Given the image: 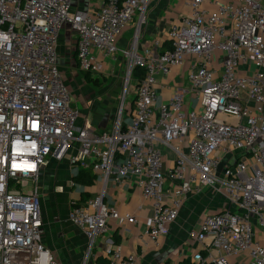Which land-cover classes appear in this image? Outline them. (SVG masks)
Masks as SVG:
<instances>
[{
	"label": "built area",
	"instance_id": "2783aa9c",
	"mask_svg": "<svg viewBox=\"0 0 264 264\" xmlns=\"http://www.w3.org/2000/svg\"><path fill=\"white\" fill-rule=\"evenodd\" d=\"M152 1L103 0L89 10L73 0H0V264H61L44 243L41 179L51 160L66 156L101 185L66 218L84 234L86 261L99 249L106 264H135L120 246L101 243L111 220L137 223L140 203L124 214L104 203L109 181L132 177L153 210L143 231L152 243L169 234L188 197L208 190L227 203L190 229L198 249L186 261L233 264L244 256L264 264V5L232 0L209 9L190 0L164 40L141 44ZM132 22L131 42L120 49ZM64 32L91 78L102 70L93 50L122 58L125 94L133 71L144 70L128 119L122 99L109 131L78 125L81 111L59 70ZM173 73L187 87L162 101L158 76Z\"/></svg>",
	"mask_w": 264,
	"mask_h": 264
},
{
	"label": "crops",
	"instance_id": "0c3cea01",
	"mask_svg": "<svg viewBox=\"0 0 264 264\" xmlns=\"http://www.w3.org/2000/svg\"><path fill=\"white\" fill-rule=\"evenodd\" d=\"M102 1L103 0H73V5L79 9L95 10L101 5ZM189 1L190 0L152 1L145 11L144 24L141 26L139 42L142 44L143 42L153 41L156 38L164 40L170 24L178 21L182 16L189 13ZM230 1L232 0H205V6L209 9H214V3L223 5ZM134 29L135 23L132 22L118 41V47L120 49H125L129 46ZM67 36H70L69 32H64L59 41V46L60 42ZM73 42L75 41L73 40ZM93 54L97 57V61L101 65V76L110 74L114 67H116V59L120 57L117 56L115 60L105 59L99 56L95 50H93ZM121 64H123V60L122 63H118L119 68ZM184 87H187V82L184 81V78H182L179 73H173L168 76H158L156 89L162 101L168 100ZM111 100L112 99H108L99 104H93L87 113L80 110L81 115L78 125L81 126L86 122L96 132L111 130L114 124L112 119L114 106ZM164 155L166 157V166H171L173 154L165 150ZM135 183L136 179L132 177L127 178L124 183L119 186L114 185L111 181L108 182L104 198L106 206L116 209L120 214H124L128 212L130 208L138 206L140 203L141 210L136 212V224H128L124 219H120L119 221L111 220L110 224L112 226L110 225L109 234L102 239L101 243L106 242L108 244L120 246L124 255L132 256L135 259V264H164L168 262L178 264L180 261L186 260L193 251L198 249L196 244L188 239V232L197 225L198 221L206 213H213L211 211L213 207L208 208V205L201 207L200 212H198L199 204H203L205 200L208 199L209 201L212 200L211 196L208 198L209 191H204L201 195L188 197L179 213L178 219L170 227L169 234L154 244L147 237L143 236V231L146 228L148 219L152 215L153 210L149 203L141 199L139 192L135 188ZM100 188L101 185L97 177H95L93 184L91 186H83L81 192L94 195L97 194ZM78 232L80 236L78 235L76 237L72 245L76 250L82 252L86 244V239L80 230ZM94 252L95 254L93 253V257L91 258L92 262L88 264H98V259L103 263L104 259L101 257L100 250L97 249ZM233 264H246V259L244 256H240L237 260H233Z\"/></svg>",
	"mask_w": 264,
	"mask_h": 264
},
{
	"label": "rangeland",
	"instance_id": "374dc122",
	"mask_svg": "<svg viewBox=\"0 0 264 264\" xmlns=\"http://www.w3.org/2000/svg\"><path fill=\"white\" fill-rule=\"evenodd\" d=\"M259 1L264 5V0ZM69 35L60 42L61 68L59 70L60 73L62 70L66 86L78 108L87 113L93 104L112 99L111 102L114 106L112 119L114 123L120 102L124 99L126 111L123 114V120H126L130 103L135 97L136 80L130 81L125 94L126 77L123 73L122 64L120 68L118 67V63H122V58L118 57L116 59V67L110 74L106 76L98 74L93 78L90 75L86 76L80 70L76 61L73 35L70 33ZM67 159L68 156L60 162L51 160L46 166V172L43 173L41 179L44 243L61 264H88L92 262V256L86 261L87 244L83 247L82 252L73 247L72 243L78 235L80 236V233L76 227L67 223L66 218L72 204L85 205L88 200L96 198L98 192L94 195L81 192L84 185L80 182L79 169L70 168ZM210 196L211 201L208 199L203 204L198 205V212H200L201 207L206 205H208V208L213 207L211 210L213 213L218 208L226 206L227 202L221 196L209 192L208 198ZM93 253L95 254V252Z\"/></svg>",
	"mask_w": 264,
	"mask_h": 264
},
{
	"label": "trees",
	"instance_id": "16d2710c",
	"mask_svg": "<svg viewBox=\"0 0 264 264\" xmlns=\"http://www.w3.org/2000/svg\"><path fill=\"white\" fill-rule=\"evenodd\" d=\"M86 74V76H89L90 74L87 72H84ZM144 76V70L141 68H136L133 71V78L136 81H140ZM131 107L133 105V101H131ZM80 172V182L81 184H83L84 186H91L93 184V181L95 179V176L91 173L90 170H79ZM74 179H76L74 177ZM100 262V263H99ZM98 264H106L105 260H103V263L100 261V259H98ZM178 264H190L189 262H187L186 260H182L180 261Z\"/></svg>",
	"mask_w": 264,
	"mask_h": 264
}]
</instances>
